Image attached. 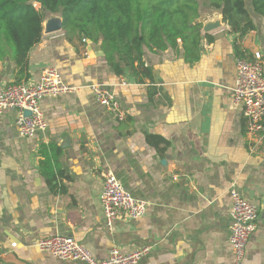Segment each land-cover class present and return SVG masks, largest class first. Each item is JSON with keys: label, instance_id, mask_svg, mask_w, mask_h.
Here are the masks:
<instances>
[{"label": "crops", "instance_id": "0c3cea01", "mask_svg": "<svg viewBox=\"0 0 264 264\" xmlns=\"http://www.w3.org/2000/svg\"><path fill=\"white\" fill-rule=\"evenodd\" d=\"M59 16L48 14L46 17ZM235 33L227 24L203 34L200 59L146 49L153 81L117 75L101 45L64 30L45 34L29 53V83L46 68L80 89L44 97L47 127L20 134L17 109L0 113V251L4 264H83L41 251L43 237L70 236L106 259L150 245L138 264H233L229 242L230 188L257 204L259 217L244 264H264V137L247 132L236 80ZM247 54L264 58V26L240 39ZM16 65L0 59V92L15 81ZM108 86L124 116L99 102L88 87ZM52 145V147H51ZM56 146L59 147L57 153ZM62 171L64 194L53 192L41 162ZM107 172L134 197L144 216L119 217L109 229L101 203Z\"/></svg>", "mask_w": 264, "mask_h": 264}, {"label": "trees", "instance_id": "16d2710c", "mask_svg": "<svg viewBox=\"0 0 264 264\" xmlns=\"http://www.w3.org/2000/svg\"><path fill=\"white\" fill-rule=\"evenodd\" d=\"M206 7L222 9L230 32L237 35L238 57L254 59L245 55L240 39L258 24L264 26V0H0V59L15 63L16 82L28 81L29 53L42 40L48 14H59L66 36L100 44L117 75L129 72L141 82L153 81L146 49L173 50L190 63L200 59L203 32L197 20ZM46 148L42 173L53 192L64 194L62 178L67 176L48 165ZM0 264H4L1 251Z\"/></svg>", "mask_w": 264, "mask_h": 264}, {"label": "built area", "instance_id": "2783aa9c", "mask_svg": "<svg viewBox=\"0 0 264 264\" xmlns=\"http://www.w3.org/2000/svg\"><path fill=\"white\" fill-rule=\"evenodd\" d=\"M85 41V40H84ZM97 99L119 118L124 116L119 102L107 85L94 82L88 85ZM68 84L61 73L53 67L43 70L38 83L12 81L0 92V113L17 109L16 126L21 135L34 137L47 127V119L41 107L44 97H56L80 89ZM231 97L241 104L246 117L247 132L264 137V59L247 56L237 57L236 80ZM31 114L27 115L26 111ZM1 169V165H0ZM232 208L230 211L229 242L234 255L233 264H244L248 241L256 230L259 208L242 196L236 185L231 186ZM101 203L109 229L114 221L123 216L142 217L147 212V201L134 197L113 172L104 178ZM39 249L64 260H80L83 264H138L151 246H144L131 253H123L114 247L106 259H97L92 250L70 236H48L37 243Z\"/></svg>", "mask_w": 264, "mask_h": 264}, {"label": "water", "instance_id": "95a60500", "mask_svg": "<svg viewBox=\"0 0 264 264\" xmlns=\"http://www.w3.org/2000/svg\"><path fill=\"white\" fill-rule=\"evenodd\" d=\"M197 22L201 24L203 34L218 32L227 25L226 21L224 20V13L222 9L213 10L208 7L202 9ZM62 30L63 19L60 15H52L45 20L43 31L45 34L55 33ZM26 114L30 115L31 112L27 110Z\"/></svg>", "mask_w": 264, "mask_h": 264}, {"label": "rangeland", "instance_id": "374dc122", "mask_svg": "<svg viewBox=\"0 0 264 264\" xmlns=\"http://www.w3.org/2000/svg\"><path fill=\"white\" fill-rule=\"evenodd\" d=\"M36 8H40V5L38 3H35Z\"/></svg>", "mask_w": 264, "mask_h": 264}]
</instances>
